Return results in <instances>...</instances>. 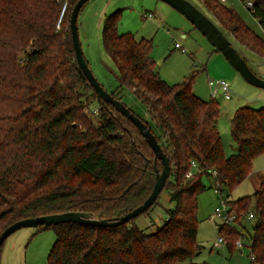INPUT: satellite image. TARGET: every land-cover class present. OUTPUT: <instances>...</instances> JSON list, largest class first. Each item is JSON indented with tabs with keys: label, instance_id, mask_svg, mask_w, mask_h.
Here are the masks:
<instances>
[{
	"label": "trees",
	"instance_id": "1",
	"mask_svg": "<svg viewBox=\"0 0 264 264\" xmlns=\"http://www.w3.org/2000/svg\"><path fill=\"white\" fill-rule=\"evenodd\" d=\"M63 1L0 0V234L19 219L66 210L92 218L124 215L148 196L155 168H162L132 121L97 97L83 75L70 16L65 26L59 15ZM201 2L228 39L264 58V37L232 7L220 0ZM252 2L248 10L264 31V0ZM118 21L115 10L102 23L101 41L119 76V85L108 91L122 101L121 88L127 87L146 107L151 123L134 115L169 158L163 189L171 205L152 231L147 227L153 222L139 227L134 219L109 227L37 226L55 232L47 264H208L192 259L202 247L196 238L197 198L206 188L204 175L218 183L241 220H248L253 199L250 264H264V176L253 195L230 198L251 172L252 159L264 153V106L233 111L229 132L237 150L227 155L217 127L219 103L195 95V72L178 83L165 81L150 56L152 39L118 32ZM93 101L98 107L90 106ZM241 224L217 223L228 251L242 236Z\"/></svg>",
	"mask_w": 264,
	"mask_h": 264
},
{
	"label": "rangeland",
	"instance_id": "2",
	"mask_svg": "<svg viewBox=\"0 0 264 264\" xmlns=\"http://www.w3.org/2000/svg\"><path fill=\"white\" fill-rule=\"evenodd\" d=\"M189 1L208 15L201 0ZM225 3L239 14L255 34L264 37L262 27L243 0H226ZM70 4V0H64L61 3L59 15L63 13L65 26H68L69 13L73 6ZM115 10L119 13L118 32H130L136 39H152L153 47L150 56L155 60L156 69L165 81L178 83L190 73L195 72L192 88L196 94L206 100L212 98V88L208 86V80L224 79L229 82L231 97L228 100L223 98L220 89L216 90L213 97L219 103L217 127L221 134L223 148L227 155L234 153L231 132H229L231 115L236 108L243 105L254 108L264 106V88L246 82L200 31L166 1L88 0L77 14L78 39L89 68L105 90L119 85L114 60L105 52L101 41L103 19L105 15ZM57 23L58 28L59 21ZM183 33L184 36H182ZM229 39L236 50L245 56L249 68L264 79V58L233 39ZM176 42L182 45L185 51L175 48ZM121 90L123 104L134 114L151 123L146 107L134 96L132 90L127 87H122ZM90 106L98 107L95 101L91 102ZM251 162V172L241 184L231 190L230 198L237 199L253 195V191L257 189L260 180L256 174L264 176V153L252 159ZM202 179L206 188L197 198L199 226L196 237L202 247L192 258L193 261L198 263L204 261L208 264H250L249 238L241 236L242 246L234 245L231 251L227 250L225 241L218 242L217 238L221 234L217 229L218 220L213 217V213L215 206L220 204L219 193L214 190L211 176L204 175ZM170 205L168 192L163 189L152 211L148 214H139L134 218V223L139 227H146L153 222V225H149L147 229L155 230L156 226H159L166 218L164 208ZM248 208L251 212H256L253 199ZM252 219L244 222L249 234L252 233ZM54 239L53 229L20 227L4 239L0 251V264H47L46 256Z\"/></svg>",
	"mask_w": 264,
	"mask_h": 264
},
{
	"label": "water",
	"instance_id": "3",
	"mask_svg": "<svg viewBox=\"0 0 264 264\" xmlns=\"http://www.w3.org/2000/svg\"><path fill=\"white\" fill-rule=\"evenodd\" d=\"M88 0H77L71 11L69 19V30L71 32V42L74 49L75 60L89 84L95 91L97 97L101 98L102 101L108 102L113 105L117 111L125 115L132 123L136 126L139 133L144 136L146 142L150 146L151 150L154 151L155 156L160 160L162 168L159 170L155 168L154 185L148 194V196L139 203L138 206L129 210L116 218H92L88 212L85 211H71L66 210L60 213H48V215L34 216L33 218L19 219L18 221L6 226L3 232L0 234V248L3 246L4 239L18 230L20 227H37V226H48L64 222H72L77 224L89 225V226H115L123 224L135 217L139 216L147 210L154 201L159 197V193L163 189L167 178L171 164H169V158L160 148V145L156 139V136L152 134L147 124L139 119L138 116L134 115L130 109L123 104L122 101L115 99L112 94L103 88L98 82L95 75H93L91 69L88 66L87 60H85L81 45L78 39L77 30V17L78 12ZM169 3L178 12H181L185 18L196 27L200 33L205 37L214 48L224 56L228 64L239 73L243 79L249 84L264 88V79L257 76L248 66L246 58L236 50L234 45L229 41L228 37L223 34L221 29L216 26L214 21L209 18L204 12L200 11L194 6L189 0H162Z\"/></svg>",
	"mask_w": 264,
	"mask_h": 264
},
{
	"label": "built area",
	"instance_id": "4",
	"mask_svg": "<svg viewBox=\"0 0 264 264\" xmlns=\"http://www.w3.org/2000/svg\"><path fill=\"white\" fill-rule=\"evenodd\" d=\"M226 0H220V2L225 3ZM244 4L246 5L247 8H252L253 2L252 0H243ZM175 48L180 49L181 51H185V48L180 45L179 43H175ZM208 86L212 88L211 91V97L214 96V94L216 93L217 89L221 90L222 96L224 99L228 100V98L231 97V90H230V86H229V82L224 80V79H216V80H208ZM93 112L96 113L97 112V108L93 109ZM191 164H193V166H195L194 162L192 161ZM216 171H212V174H215ZM186 176L190 175V172H186L185 173ZM215 186V191L217 193H219V199H220V204L215 206V210L213 213V217L215 219L218 220V222L223 223V224H232V223H237L238 221H241L240 218H238V215L236 213V211L232 208H229V206L225 203L224 200V193H222L220 191L219 185L218 183L216 184V182L214 183ZM247 218L252 219L254 218V215L252 212H250L247 215ZM218 242H223L224 239H222L221 236H219L218 238ZM243 244L241 238L239 240H236L235 245H237L238 247H241ZM252 257V256H251Z\"/></svg>",
	"mask_w": 264,
	"mask_h": 264
},
{
	"label": "crops",
	"instance_id": "5",
	"mask_svg": "<svg viewBox=\"0 0 264 264\" xmlns=\"http://www.w3.org/2000/svg\"><path fill=\"white\" fill-rule=\"evenodd\" d=\"M182 36H184V33L182 34ZM193 92L195 93V91L193 90ZM195 95L196 96H199L198 94H196L195 93ZM200 98H202L201 96H199ZM202 99H204V98H202ZM222 141V140H221ZM222 147H223V143H222ZM232 147L234 148V152H236V150H237V147L235 146V143L234 142H232ZM224 151H225V148H224ZM226 153V152H225ZM227 154V153H226ZM250 175H252V174H250ZM262 175V174H261ZM261 175H259V174H256V177L257 178H259L258 180H260V177H261ZM263 176V175H262ZM256 182V181H255ZM258 182V181H257ZM255 191V190H254ZM246 219H248L249 220V218H246ZM242 224H241V226L239 227L240 229H241V233H242V237H244V238H249V233H248V230H247V228H246V226H245V223L244 222H246L245 220H241L240 221ZM243 225L245 226V227H243ZM243 230H244V232H243ZM249 240H250V238H249Z\"/></svg>",
	"mask_w": 264,
	"mask_h": 264
}]
</instances>
